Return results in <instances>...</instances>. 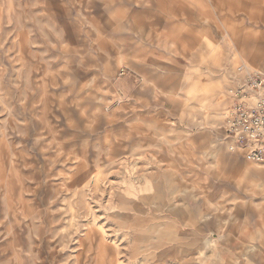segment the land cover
<instances>
[{
	"label": "rangeland",
	"instance_id": "rangeland-1",
	"mask_svg": "<svg viewBox=\"0 0 264 264\" xmlns=\"http://www.w3.org/2000/svg\"><path fill=\"white\" fill-rule=\"evenodd\" d=\"M245 65L264 0H0V264H264Z\"/></svg>",
	"mask_w": 264,
	"mask_h": 264
},
{
	"label": "built area",
	"instance_id": "built-area-1",
	"mask_svg": "<svg viewBox=\"0 0 264 264\" xmlns=\"http://www.w3.org/2000/svg\"><path fill=\"white\" fill-rule=\"evenodd\" d=\"M228 95L224 144L250 162L264 163V73L240 69Z\"/></svg>",
	"mask_w": 264,
	"mask_h": 264
},
{
	"label": "crops",
	"instance_id": "crops-1",
	"mask_svg": "<svg viewBox=\"0 0 264 264\" xmlns=\"http://www.w3.org/2000/svg\"><path fill=\"white\" fill-rule=\"evenodd\" d=\"M243 62H244V61H243ZM245 64H246V63H245ZM251 67H252V66H251ZM245 68H246V69H249V68H247V66L245 65V67H243V68H239V69L236 71V74L238 73V71H239L240 69H245ZM252 68H253V67H252ZM249 70H250V69H249ZM236 74H235V75H236ZM124 195H125V197H127L126 194H124ZM124 195H123V197H122L121 199L125 198ZM122 204H124V203L122 202ZM125 206H126V205H125ZM126 208H127V207H126ZM157 209H160V206H158Z\"/></svg>",
	"mask_w": 264,
	"mask_h": 264
}]
</instances>
